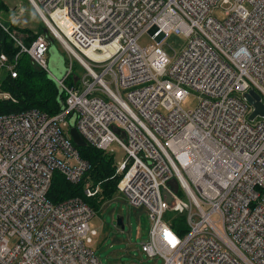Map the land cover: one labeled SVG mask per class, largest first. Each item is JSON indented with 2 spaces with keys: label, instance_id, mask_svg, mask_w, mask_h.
Wrapping results in <instances>:
<instances>
[{
  "label": "built area",
  "instance_id": "built-area-1",
  "mask_svg": "<svg viewBox=\"0 0 264 264\" xmlns=\"http://www.w3.org/2000/svg\"><path fill=\"white\" fill-rule=\"evenodd\" d=\"M28 1L70 62L55 76L47 34L26 44L1 25L19 47L15 58L26 53L66 97L54 115H0V264H101L90 247L94 210L79 197L47 198L55 170L78 183L90 166L71 141L72 118L95 148L123 149L117 189L146 210L147 258L264 264V117L249 119L244 97L254 89L264 103V0ZM220 4L228 5L223 20L211 15ZM172 32L187 42L171 60L163 46ZM145 33L153 42L141 47ZM72 58L84 73L69 86ZM14 67L0 53V71L15 77ZM191 94L197 104L184 109ZM83 189L93 197L98 186ZM167 210L184 217V235Z\"/></svg>",
  "mask_w": 264,
  "mask_h": 264
},
{
  "label": "rangeland",
  "instance_id": "rangeland-1",
  "mask_svg": "<svg viewBox=\"0 0 264 264\" xmlns=\"http://www.w3.org/2000/svg\"><path fill=\"white\" fill-rule=\"evenodd\" d=\"M8 5L7 10L0 11V21L6 24H15L19 28H27L31 30L39 29L45 32L43 25L48 29V24L38 14L28 0H3ZM227 4H220L214 7L211 15L218 20L225 18V10ZM11 33L16 32L11 30ZM50 32V31H49ZM43 34H46L43 33ZM18 35V34H17ZM23 35L19 33V36ZM53 38L47 58L48 68L57 77H62L69 65L70 59L63 45L49 33ZM153 42L149 34H143L138 43L141 47ZM187 38L181 33L172 32L166 37L164 50L171 60L184 48ZM63 60V61H62ZM72 73L77 76H82L84 71L79 62L72 58ZM70 74V75H71ZM4 72L0 71V78ZM74 81V76L71 78ZM71 81V82H72ZM70 79L66 80V85H69ZM197 97L194 94L189 95L183 102L184 109H193L197 104ZM108 153L113 156L114 163H120L125 157L123 149L116 143L112 142L109 145ZM180 197L183 195L180 193ZM102 205L94 211L92 218L89 220V227L95 231L91 235L92 242L90 247L94 254L98 257L101 264H125L128 261H142V264H161L160 258L149 259L140 250V242L147 239L150 221L144 208H134L130 206L119 194V192L111 199H104ZM123 217L124 229L116 227V217ZM177 217L178 213L172 210H167L164 213V219L169 221L173 217Z\"/></svg>",
  "mask_w": 264,
  "mask_h": 264
},
{
  "label": "trees",
  "instance_id": "trees-1",
  "mask_svg": "<svg viewBox=\"0 0 264 264\" xmlns=\"http://www.w3.org/2000/svg\"><path fill=\"white\" fill-rule=\"evenodd\" d=\"M7 9L8 5L0 0V11ZM1 25L8 27L9 31L15 30L16 32L13 33L16 35L22 33V42L26 44H29L38 34L45 32L51 38L45 25L41 27L45 32H41L40 28L35 31L19 28L13 23L5 25L0 21V53L6 54L8 60L13 61L16 70L15 77H11L8 72L3 71L4 75L0 78V91L8 92L16 99L15 102H12L9 99L0 98V115L10 112L18 113L31 108L44 111L49 115L56 114L63 107L66 97L65 92L60 93L55 83L47 77L44 71L37 69L32 64L26 53L21 52L15 58L19 52V47ZM73 76L75 77L74 74H71L67 78L70 79L69 86L75 83L71 79ZM77 150L79 156L89 163V169L78 183L66 181L62 174L55 170L47 192V198L53 204H58L67 198L79 197L95 211L102 205L104 199H111L118 193L117 182L119 176L115 173L116 163H114L111 154L94 146L77 147ZM86 183L94 187L98 186V191L93 197L84 195L83 188ZM183 219L184 217L178 214L177 217L175 216L169 220L171 227L179 235H184L187 232Z\"/></svg>",
  "mask_w": 264,
  "mask_h": 264
},
{
  "label": "water",
  "instance_id": "water-1",
  "mask_svg": "<svg viewBox=\"0 0 264 264\" xmlns=\"http://www.w3.org/2000/svg\"><path fill=\"white\" fill-rule=\"evenodd\" d=\"M49 79L50 80H54L51 77ZM57 88L59 89V91L61 93L60 87L57 86ZM244 97L247 100V102L253 108L251 113H250V115H249V119H254L256 116L264 117V103L261 100L260 95L254 89H250L249 91H247L244 94ZM69 135H70L73 143L76 146H79V147L86 146V142L83 140V138L79 134L77 128L74 126V118H72L70 120ZM115 225L119 229H124L123 217L122 216L118 215L116 217Z\"/></svg>",
  "mask_w": 264,
  "mask_h": 264
},
{
  "label": "bare ground",
  "instance_id": "bare-ground-1",
  "mask_svg": "<svg viewBox=\"0 0 264 264\" xmlns=\"http://www.w3.org/2000/svg\"><path fill=\"white\" fill-rule=\"evenodd\" d=\"M38 12V11H37ZM38 14H39V12H38ZM40 15V14H39ZM59 15V14H58ZM41 16V15H40ZM42 17V16H41ZM42 19H43V17H42ZM44 20V19H43ZM45 21V20H44ZM47 21V20H46ZM47 23V22H46ZM42 34V33H41ZM82 137V136H81ZM83 138V137H82ZM83 140L85 141V139L83 138ZM71 141H72V139H71ZM86 142V145H91L90 143H88L87 141H85ZM72 143H73V141H72ZM73 145H74V147L77 149V147H79V146H76L74 143H73ZM91 146H93V145H91ZM78 151V150H77Z\"/></svg>",
  "mask_w": 264,
  "mask_h": 264
}]
</instances>
